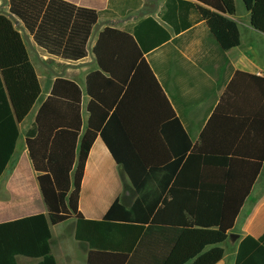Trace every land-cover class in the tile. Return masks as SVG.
<instances>
[{"label": "crops", "instance_id": "obj_1", "mask_svg": "<svg viewBox=\"0 0 264 264\" xmlns=\"http://www.w3.org/2000/svg\"><path fill=\"white\" fill-rule=\"evenodd\" d=\"M62 1L103 14L84 43L85 19L90 15H83L69 44L77 17L66 5L55 3L42 35L45 44L37 43L16 18L23 27L19 31L28 35L29 44L23 40L40 95L17 122L14 152L0 175V222L47 212L25 138L54 80L62 77L73 81L81 92V132L88 128L97 132L80 184L78 208L84 218L100 220L116 199L130 207L137 196L123 166L114 160L98 132L117 112V118L135 129L136 140L147 148L151 144L155 162L178 157L182 147L177 143L186 144L188 138L190 150L181 154L178 171L191 148L201 145L207 158L200 166L205 182L213 185L214 174L217 179L223 176L219 179L222 186L236 192L233 204L241 191L250 189L227 238L219 244L223 256L216 264H234L240 240L264 233V33L251 24L244 2L233 0L235 12L226 15L238 28L239 44L224 49L199 13L198 7L208 6L197 0ZM0 9L8 11L7 3L0 0ZM100 21L102 25L95 30ZM54 23L56 28L51 27ZM68 49L75 53L84 50L85 54L81 58L62 56ZM215 110L216 117L211 118ZM167 141L175 154L165 151ZM196 172L197 168L187 167L180 188H191L190 176ZM49 228L50 253L56 264H87L92 248L76 239L75 219ZM132 240L131 235L117 231L94 235L98 245L94 249L100 251L93 255L95 262L110 264V253H125L129 258L139 238L126 250L124 246ZM117 241L121 246L110 248L108 244ZM128 258L124 264H129ZM148 258L141 251L131 264H146ZM40 259L16 255L17 264H37Z\"/></svg>", "mask_w": 264, "mask_h": 264}, {"label": "trees", "instance_id": "obj_2", "mask_svg": "<svg viewBox=\"0 0 264 264\" xmlns=\"http://www.w3.org/2000/svg\"><path fill=\"white\" fill-rule=\"evenodd\" d=\"M197 1L208 6H200L198 10L220 46L224 49L237 46L238 28L226 16L234 14V1ZM242 1L253 27L264 33V0ZM55 3L66 5L77 17L69 32L68 44L73 40L79 19L90 15L85 19L84 43L102 11L62 0H7L8 11L39 44H45L42 35L52 19ZM51 27L56 28L55 23ZM84 54V50L62 52L68 58H81ZM39 95V82L22 33L13 19L0 11V175L14 152L19 135L17 122L26 116ZM80 99L81 92L73 81L57 77L50 94L38 108L34 127L27 133L25 143L47 212L0 222V264H17L16 255L41 258L37 264H56L50 253L49 225L72 218L76 221V239L92 248L87 264H97L93 255L100 251L94 249L98 245L93 236H101L105 231L131 235L133 240L124 246L126 250H131L139 238L129 258L125 253H110V264H124L126 258L131 264L141 251L150 256L146 264H185L190 260L192 264H216L223 256L219 244L227 238L250 189L241 191L237 203L233 204L236 192L222 186L219 179L223 176L217 179V173L214 174L216 184L205 182L200 166L207 158L202 155L201 145L191 148L183 168L178 171L184 156L181 154L190 150L188 138H185L186 144L177 143L182 147L178 157L176 154L172 161L155 162L151 144L147 148L146 143L136 140L135 129L117 118L116 112L98 132L114 160L123 166L137 196L130 207L116 199L102 219H85L78 208L80 184L84 162L97 132L89 128L81 132ZM171 117L174 119V114ZM215 117L216 110L211 118ZM174 121L180 129L178 121ZM165 144V151L175 154L173 145L168 141ZM262 160L263 155L258 159L257 172ZM189 166L197 168V172L190 176L192 187L185 190L180 187ZM108 245L117 249L121 243ZM234 264H264V233L258 238L246 235L240 240Z\"/></svg>", "mask_w": 264, "mask_h": 264}, {"label": "water", "instance_id": "obj_3", "mask_svg": "<svg viewBox=\"0 0 264 264\" xmlns=\"http://www.w3.org/2000/svg\"><path fill=\"white\" fill-rule=\"evenodd\" d=\"M2 3L6 4L7 0H2ZM2 13L6 14L8 17H10L11 19H13L14 21V25L17 29L19 30H23V27L19 24L18 20L14 17V15L12 13H10L9 11L6 10H0ZM100 25H102V21L98 22L95 25V30L98 29L100 27ZM23 39L29 44V39H28V35L26 33L22 34Z\"/></svg>", "mask_w": 264, "mask_h": 264}, {"label": "rangeland", "instance_id": "obj_4", "mask_svg": "<svg viewBox=\"0 0 264 264\" xmlns=\"http://www.w3.org/2000/svg\"><path fill=\"white\" fill-rule=\"evenodd\" d=\"M13 160H14V159H13ZM66 223H68V222H66ZM66 223H65V224H66ZM61 227H63V226H61ZM66 228H68V227H66ZM66 228H65V229H66Z\"/></svg>", "mask_w": 264, "mask_h": 264}]
</instances>
